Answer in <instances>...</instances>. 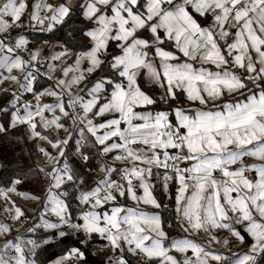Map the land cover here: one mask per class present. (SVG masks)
<instances>
[{
  "label": "snow or ice",
  "instance_id": "6c2138e0",
  "mask_svg": "<svg viewBox=\"0 0 264 264\" xmlns=\"http://www.w3.org/2000/svg\"><path fill=\"white\" fill-rule=\"evenodd\" d=\"M72 17L87 44L30 47ZM2 82L0 136L42 160L0 177V236L25 219L11 194L40 205L0 264H85L95 238L107 264H264V0H0Z\"/></svg>",
  "mask_w": 264,
  "mask_h": 264
},
{
  "label": "trees",
  "instance_id": "16d2710c",
  "mask_svg": "<svg viewBox=\"0 0 264 264\" xmlns=\"http://www.w3.org/2000/svg\"><path fill=\"white\" fill-rule=\"evenodd\" d=\"M84 27L83 22L79 17H72L67 20V23L64 24L61 28L56 30L53 33H40L38 31L33 30H27L26 28L23 30L24 34L27 36L29 41L31 42L30 47L33 48V46L37 43L44 42L45 40L50 41L51 45L56 44L57 41H63L66 42L69 47H76L79 48L83 44H87L88 41L86 38L82 37L81 35V29ZM20 31V30H18ZM68 33H72V36H69ZM16 33L14 32L13 35ZM49 47L46 49L48 50ZM46 50V52H47ZM46 67V65H45ZM40 85H43L44 87H47L48 84L44 78H41L37 82V87ZM147 86V84L145 83ZM10 97H6L3 95L2 92H0V104L3 103L4 100L9 99ZM30 98V96H28ZM16 137H22L19 141L16 140ZM75 143V141H73ZM93 153H90L92 155ZM39 154L36 152L35 148V142L28 140L26 135L24 134V129L21 127L18 131H14L9 133L8 137L0 136V177H8L10 175H13L15 173H19L22 171H26L29 168H33L37 165L39 162L38 160ZM70 159L72 157L70 156ZM92 165H94V159L92 160ZM99 174L96 171H93L88 174L89 180L98 177ZM43 188L42 183L38 179H28L25 180L21 185H19V191L21 192H29L37 194L38 192H35L34 190H38L39 188ZM158 192L156 195L160 197L161 203L164 204L166 199L163 197L162 191L158 188ZM168 203V201H167ZM167 215V213H164ZM27 217V216H26ZM29 219V218H28ZM31 221V219H29ZM29 225L26 227L28 228ZM20 232V234H24L25 238L26 234L25 229ZM15 228L13 226L12 236H15ZM17 233V232H16ZM169 235H174V233L170 232ZM106 242L100 241L97 238L94 239L93 243L89 245L88 249L99 259H103L107 263V255L105 254V251H101L100 247L103 246ZM75 244H79L78 241L75 240L73 237H69L68 239H61L59 241L52 242L49 246H46L41 252H40V259L42 261L47 260H54L59 255L63 254V251L66 250L65 246H75ZM101 253H103L101 255ZM85 264H89L86 263Z\"/></svg>",
  "mask_w": 264,
  "mask_h": 264
},
{
  "label": "rangeland",
  "instance_id": "374dc122",
  "mask_svg": "<svg viewBox=\"0 0 264 264\" xmlns=\"http://www.w3.org/2000/svg\"><path fill=\"white\" fill-rule=\"evenodd\" d=\"M49 2H52V3H57V2H59V0H49ZM74 2H75V0H74ZM25 23H27V18L25 17ZM26 29L27 30H29V28H27L26 27ZM19 30V29H18ZM17 30V31H18ZM31 30V29H30ZM35 31H38V32H40V33H47V32H41V31H39V28L37 27V30H35ZM42 43V42H41ZM41 43H37V44H35L34 46H33V49H35V48H37V47H39V48H41L43 51H42V55H44V56H48V55H50L51 54V52L52 51H55L56 50V44H52V46L51 47H49V49L47 50L46 48L44 49L43 47H41ZM30 44H31V42H30ZM46 50H47V52H46ZM16 87H17V85L16 84H14V83H11V82H2V83H0V90H2V89H5V88H7V89H9V91H13V90H15L16 89ZM29 99H31V97L29 98ZM42 102H44V103H52L53 102V98H51V97H44L43 98V101ZM24 129V128H23ZM64 133L63 132H61V138H62V135H63ZM53 135H55V133H53ZM43 146V145H42ZM38 160L40 161V160H42V157H40L39 156V158H38ZM157 190H158V188H157ZM35 192H38L37 194H39L41 191H42V188L40 187L38 190H34ZM158 191H156V193H157ZM11 198H12V200H14L15 202H16V204L18 205V206H20L21 208H22V210L25 212V220L26 219H32V217L34 216V214H36L37 212H38V210H39V207H40V205L38 204V202H36V201H33V200H29V199H25V198H23V197H21V196H17L15 193H13V194H11ZM3 200H0V206H2L3 205ZM165 203H167V199H166V201L164 202V204ZM27 216V217H26ZM28 219V220H29ZM0 221H3V222H5V223H8V224H13L12 222V220L11 219H9L8 217H7V214L6 213H4V212H2V211H0ZM29 222H30V220H29ZM22 225V226H21ZM20 230H23L26 226H25V223H21L20 224ZM12 234L13 233H11L8 237H5V236H0V247H2V245H3V243H4V241H5V239L6 238H11V237H13L12 236ZM18 233H16V231H15V235H17ZM20 234V233H19ZM26 235H28V236H32L33 238H35V236H33V234H30V233H28V234H26ZM28 236H26V238L28 237ZM98 240H100V241H102L101 239H99V238H97ZM213 247H220L219 245H213ZM233 250L235 251L236 250V248L234 247L233 248ZM103 253H101V255H102ZM60 256V255H59ZM108 257L109 256H107L106 258V260H108ZM57 258V257H56ZM107 264V263H106Z\"/></svg>",
  "mask_w": 264,
  "mask_h": 264
},
{
  "label": "water",
  "instance_id": "95a60500",
  "mask_svg": "<svg viewBox=\"0 0 264 264\" xmlns=\"http://www.w3.org/2000/svg\"><path fill=\"white\" fill-rule=\"evenodd\" d=\"M75 246L80 247L79 244H75ZM85 262L89 264H106L105 260L96 257L89 249L86 252Z\"/></svg>",
  "mask_w": 264,
  "mask_h": 264
},
{
  "label": "built area",
  "instance_id": "2783aa9c",
  "mask_svg": "<svg viewBox=\"0 0 264 264\" xmlns=\"http://www.w3.org/2000/svg\"><path fill=\"white\" fill-rule=\"evenodd\" d=\"M49 45H51L50 41H49V44H48V45H45L44 42L41 43V47H43L44 49L47 48V47H49ZM31 48H32V47H31ZM25 58H27V57L25 56ZM42 71H43V69H42ZM64 135H65V134L62 135V138H63ZM97 163H98V161H97L96 159H94V165H96ZM97 173H98V172H97ZM98 174H99V173H98ZM157 188H159V187L157 186ZM12 223H13V222H12ZM23 223H25V226L27 227V226L29 225V220H28V219H26V220L24 219V222H23ZM20 224H21V223H20ZM20 224H15V225H14L15 230H16L17 228L19 229V228L22 226V225L20 226ZM26 227H25V228H26ZM23 230H24V229H23ZM23 230H20V229H19V233H20L21 231H23ZM105 242H106V241H105ZM100 249H101V251H102V250H103V246H101ZM103 251H104V250H103ZM108 254H109V256L112 255L111 252H108Z\"/></svg>",
  "mask_w": 264,
  "mask_h": 264
},
{
  "label": "crops",
  "instance_id": "0c3cea01",
  "mask_svg": "<svg viewBox=\"0 0 264 264\" xmlns=\"http://www.w3.org/2000/svg\"><path fill=\"white\" fill-rule=\"evenodd\" d=\"M146 83V82H145Z\"/></svg>",
  "mask_w": 264,
  "mask_h": 264
}]
</instances>
